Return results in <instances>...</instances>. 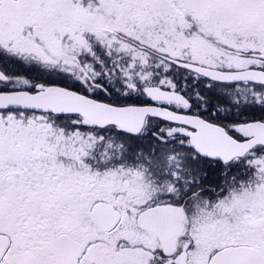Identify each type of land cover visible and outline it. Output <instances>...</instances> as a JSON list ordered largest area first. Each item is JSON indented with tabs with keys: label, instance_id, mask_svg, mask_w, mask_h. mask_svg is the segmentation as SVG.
Returning <instances> with one entry per match:
<instances>
[{
	"label": "snow or ice",
	"instance_id": "obj_1",
	"mask_svg": "<svg viewBox=\"0 0 264 264\" xmlns=\"http://www.w3.org/2000/svg\"><path fill=\"white\" fill-rule=\"evenodd\" d=\"M0 264H264V0H0Z\"/></svg>",
	"mask_w": 264,
	"mask_h": 264
}]
</instances>
